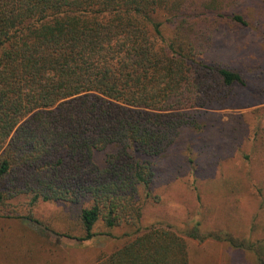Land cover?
<instances>
[{
	"label": "trees",
	"instance_id": "1",
	"mask_svg": "<svg viewBox=\"0 0 264 264\" xmlns=\"http://www.w3.org/2000/svg\"><path fill=\"white\" fill-rule=\"evenodd\" d=\"M263 24L264 0H0V264L57 250L9 234L38 223L41 204L76 213L80 237L53 230L78 242L99 224L137 227L96 264H194L190 244L208 241L242 249L144 216L163 202L162 169L184 160L196 173L186 154L210 135L250 143L264 184V108L213 112L264 105Z\"/></svg>",
	"mask_w": 264,
	"mask_h": 264
},
{
	"label": "rangeland",
	"instance_id": "2",
	"mask_svg": "<svg viewBox=\"0 0 264 264\" xmlns=\"http://www.w3.org/2000/svg\"><path fill=\"white\" fill-rule=\"evenodd\" d=\"M261 27L259 36L264 33V24ZM258 108L264 105L213 112L222 116V122H227L229 115L246 114ZM227 140L210 135L209 141L199 144L200 157L187 152V157L195 160L196 173L184 160L181 164L166 165L158 185L163 202L145 211L144 226L159 222L170 224L183 234L200 223L204 232L221 231L241 243L242 249L215 241L203 245L191 243L194 264H259V258H264V190L260 196L256 189L257 184V188H264V184L253 178V175L259 178L254 149L243 139L235 145ZM248 154L252 156L250 161L244 158ZM213 168L214 174L208 175ZM62 210L61 205L41 204L34 216L38 223L23 219L9 225V234L15 238L30 234L46 241L51 251L52 246L57 247L40 264H96L101 253L123 246L137 230V227L123 226L110 231L99 224L96 231L100 235L88 242H78L54 232L53 229L76 237L82 235L76 213L68 211L66 218Z\"/></svg>",
	"mask_w": 264,
	"mask_h": 264
}]
</instances>
